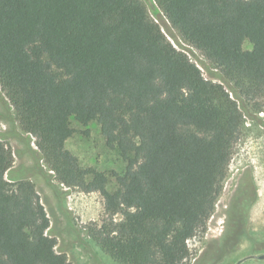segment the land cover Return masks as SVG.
<instances>
[{
  "label": "trees",
  "instance_id": "trees-1",
  "mask_svg": "<svg viewBox=\"0 0 264 264\" xmlns=\"http://www.w3.org/2000/svg\"><path fill=\"white\" fill-rule=\"evenodd\" d=\"M155 2L220 82L172 45L141 0H0L10 120L59 185L103 198L107 220L86 234L119 264H190L187 242L206 231L244 119L263 110L264 0ZM71 120L95 121L126 162L115 191L66 149ZM13 164L0 139V264H71L47 235L34 184L6 180ZM255 196L231 200L228 237Z\"/></svg>",
  "mask_w": 264,
  "mask_h": 264
},
{
  "label": "rangeland",
  "instance_id": "rangeland-1",
  "mask_svg": "<svg viewBox=\"0 0 264 264\" xmlns=\"http://www.w3.org/2000/svg\"><path fill=\"white\" fill-rule=\"evenodd\" d=\"M141 1L172 45L185 53L207 80L220 82L204 57L177 36L155 0ZM244 48L250 46L245 43ZM6 103L0 91V139L10 148L14 158L6 180L28 179L34 184L49 218L47 235L56 239V252L65 254L71 264H119L103 254L86 234L88 228L99 226L107 220L103 198L96 192L83 193L59 185L43 162L37 161L33 139H27V135L21 136L17 125L11 122L12 114ZM262 103V112L254 114L253 120L244 119L245 125L229 163L228 176L214 213L207 222L206 231L187 242L193 257L190 264H235L245 257L264 253V98ZM71 126L74 133L65 142L66 149L77 158L81 167L103 172L107 177V189L115 191L116 178L123 175L126 169V162L118 150L106 145L95 121L83 126L71 120ZM243 181H249L256 193L248 212L245 235L221 258V235L228 223L225 214L235 196L237 184ZM115 220H118L117 216ZM243 264H264V261L250 260Z\"/></svg>",
  "mask_w": 264,
  "mask_h": 264
},
{
  "label": "flooded vegetation",
  "instance_id": "flooded-vegetation-1",
  "mask_svg": "<svg viewBox=\"0 0 264 264\" xmlns=\"http://www.w3.org/2000/svg\"><path fill=\"white\" fill-rule=\"evenodd\" d=\"M264 124V123H263ZM236 192H235V196L238 195V194H243V197L245 198V200H247L248 198L247 197H250L252 196V191H253V187L251 186L250 182L249 181H243V182H239L237 184V187H236ZM254 203V200L252 202V204L246 208L245 205H243V208H242V213L241 215L239 216V219L238 222L246 219L245 222H242V223H238L233 225V228L234 229V232L232 234L231 237H228L226 235V232H228V223L225 225V229L223 230V234L221 235L223 240H222V244L219 248V251H222V256H225L226 254L229 253V249H233L232 247H234L239 241L240 239L245 235V227H246V223H247V220H248V212L250 210V207L253 205ZM230 207H231V204L226 212V219H228V212L230 211ZM227 230V231H226ZM260 257H264V253H261L260 255H256V256H248V257H245L241 260H238L235 262V264H243L247 261H250V260H253V261H258V262H261L264 261V258H260ZM192 264H196V263H192ZM200 264V262H199ZM227 264V263H226Z\"/></svg>",
  "mask_w": 264,
  "mask_h": 264
},
{
  "label": "water",
  "instance_id": "water-1",
  "mask_svg": "<svg viewBox=\"0 0 264 264\" xmlns=\"http://www.w3.org/2000/svg\"><path fill=\"white\" fill-rule=\"evenodd\" d=\"M260 258H264V257H260Z\"/></svg>",
  "mask_w": 264,
  "mask_h": 264
}]
</instances>
